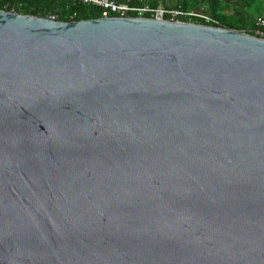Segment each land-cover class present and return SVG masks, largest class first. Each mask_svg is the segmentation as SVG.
<instances>
[{"label": "water", "instance_id": "1", "mask_svg": "<svg viewBox=\"0 0 264 264\" xmlns=\"http://www.w3.org/2000/svg\"><path fill=\"white\" fill-rule=\"evenodd\" d=\"M0 264H264V38L0 9Z\"/></svg>", "mask_w": 264, "mask_h": 264}, {"label": "trees", "instance_id": "2", "mask_svg": "<svg viewBox=\"0 0 264 264\" xmlns=\"http://www.w3.org/2000/svg\"><path fill=\"white\" fill-rule=\"evenodd\" d=\"M131 5L155 7L167 5L183 12L195 11L210 17L206 22L201 16L181 15L180 21L193 22L253 34L252 28L258 16L264 17V0H123ZM0 9L42 17L54 16V19L71 21L91 19L101 16V8L91 4L70 0H0ZM130 16H135L131 13ZM145 17H151L145 13ZM168 19V15L163 16Z\"/></svg>", "mask_w": 264, "mask_h": 264}, {"label": "built area", "instance_id": "3", "mask_svg": "<svg viewBox=\"0 0 264 264\" xmlns=\"http://www.w3.org/2000/svg\"><path fill=\"white\" fill-rule=\"evenodd\" d=\"M72 2H81L84 4H91L101 8V16H119L126 17L130 16L131 13H134L135 16L142 17L145 13H150L151 18L164 19V15H168L169 18L167 20H179V16L187 15H199L206 22L210 21V17L205 14H199L195 11L192 12H183L177 8H172L167 5H158L155 7H151L148 5H131L123 0H70ZM49 18L54 19V16ZM253 35L258 36L260 38H264V17L258 16L255 19L254 26L252 28Z\"/></svg>", "mask_w": 264, "mask_h": 264}, {"label": "rangeland", "instance_id": "4", "mask_svg": "<svg viewBox=\"0 0 264 264\" xmlns=\"http://www.w3.org/2000/svg\"><path fill=\"white\" fill-rule=\"evenodd\" d=\"M171 1H172V0H165V2H166L167 4H170Z\"/></svg>", "mask_w": 264, "mask_h": 264}]
</instances>
